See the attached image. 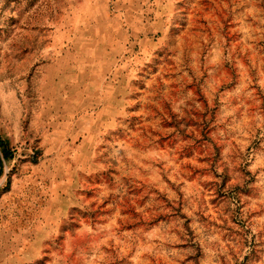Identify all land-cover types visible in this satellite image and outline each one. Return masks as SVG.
<instances>
[{"label":"rangeland","instance_id":"1","mask_svg":"<svg viewBox=\"0 0 264 264\" xmlns=\"http://www.w3.org/2000/svg\"><path fill=\"white\" fill-rule=\"evenodd\" d=\"M0 264H264V0H0Z\"/></svg>","mask_w":264,"mask_h":264},{"label":"trees","instance_id":"2","mask_svg":"<svg viewBox=\"0 0 264 264\" xmlns=\"http://www.w3.org/2000/svg\"><path fill=\"white\" fill-rule=\"evenodd\" d=\"M3 155L5 156V155H6V153H5V152H3Z\"/></svg>","mask_w":264,"mask_h":264}]
</instances>
